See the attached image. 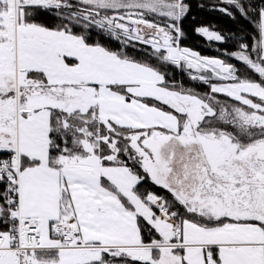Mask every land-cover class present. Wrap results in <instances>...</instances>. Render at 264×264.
<instances>
[{
  "label": "snow or ice",
  "instance_id": "1",
  "mask_svg": "<svg viewBox=\"0 0 264 264\" xmlns=\"http://www.w3.org/2000/svg\"><path fill=\"white\" fill-rule=\"evenodd\" d=\"M204 7L0 0V264H264V0Z\"/></svg>",
  "mask_w": 264,
  "mask_h": 264
},
{
  "label": "trees",
  "instance_id": "2",
  "mask_svg": "<svg viewBox=\"0 0 264 264\" xmlns=\"http://www.w3.org/2000/svg\"><path fill=\"white\" fill-rule=\"evenodd\" d=\"M193 2L203 3L205 7L203 9H194L193 14L184 21V29L188 35L183 41V46H187L199 52L201 55L212 57L221 56V52L225 49H233L235 44L234 39H229L224 44H218L215 42L210 44L191 31L197 25L214 26L216 30L221 31L228 36H231L233 32H236L241 34L249 43H252V37L257 35L255 22L253 20L240 19L239 17L233 20L219 11H212V5L216 3V0H193ZM253 3L259 5L261 0H253ZM176 79L177 81L183 80L188 85L198 83L196 81H191L186 73L181 75L178 70Z\"/></svg>",
  "mask_w": 264,
  "mask_h": 264
}]
</instances>
